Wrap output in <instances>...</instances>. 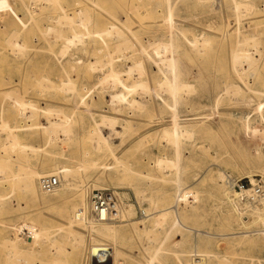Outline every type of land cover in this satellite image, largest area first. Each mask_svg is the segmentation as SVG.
Here are the masks:
<instances>
[{
  "label": "rangeland",
  "instance_id": "1",
  "mask_svg": "<svg viewBox=\"0 0 264 264\" xmlns=\"http://www.w3.org/2000/svg\"><path fill=\"white\" fill-rule=\"evenodd\" d=\"M60 1L66 5L73 0ZM155 1L145 0L147 5L132 7L129 0H96L94 7L84 15L89 17V24L77 28L85 33L113 23L125 35V40L129 39L131 43L127 41V46L122 45L121 53H116L113 41L109 45L126 86L135 90L129 94L114 83L110 85L112 81L105 83L106 87L102 85L103 89L97 85L110 71L101 61L107 47L98 39L85 36L84 44L70 48L60 62L56 53L61 42L47 50L49 45L34 44L33 38H28L24 44L23 39L15 38V27L27 17L26 4L22 0H0V158H6L5 148L12 145V139L2 129L4 121L11 127H19L22 138L18 141H25L35 150L28 149L25 154L14 151L10 155L12 160L20 156L25 166H33L40 172L64 166L71 169L69 182L64 177L61 180L58 171L53 174L62 185L58 195H47L39 190V195L46 198L44 204L35 202L22 186L14 190L4 180L5 172L0 170V192L11 197L4 212H0V264H6L5 253L11 251L3 247L8 237H15L23 252L25 261L17 264H27V257L28 264H56V260L63 264H92V246L98 243L88 230L75 227V234L82 237L75 244V236L58 229H66L75 207L80 208L81 194H85L87 203L90 192L100 189L98 187L118 191L122 209L123 204H129L131 209L122 220L109 222L119 228L124 240L99 243L105 244V248L112 249L115 245L119 248L117 264H198L200 259L205 260L204 264H264V243L257 235H232L245 228L242 224L245 221L251 230L264 227L256 226L250 213H245L238 205L244 215L237 213V202L234 206L227 198L235 192L223 180L225 176V180L229 177L244 181L246 189L251 188L249 180L244 179L246 176H256V181L264 182V138L261 136L264 130L261 121V116L264 117V0H248L254 3L255 11H261L257 15L241 8L240 30L230 0L227 3L218 0V4L214 1L207 19L204 5L198 7L202 15L193 16L192 0H171L172 11L166 4L157 7ZM66 6L73 11L81 7ZM52 25L58 28L56 22ZM241 32L250 34L252 40L255 38L247 45V52L258 62L256 70L250 72L244 71L248 69L246 63L237 68L233 63L234 42L242 39ZM202 33L213 38L230 35L225 40L214 38L211 54L205 58L204 55L198 57L189 44L194 34ZM198 38L202 39V35ZM9 39H13L15 52L10 49ZM157 45L167 48L164 51L167 53L161 50L157 53ZM256 45L262 48V59ZM19 47L23 52H17ZM161 56L168 57L171 63L167 60V64L163 58L167 66L161 65L163 62L159 64ZM98 60L101 65L90 73V64ZM172 61L174 68L168 66ZM133 62L142 64L141 74L136 71L140 75L135 71L127 74L128 69L135 68ZM62 63H67V71L61 70ZM166 67L172 69L173 77L165 75ZM42 79L43 83L39 84ZM166 81L173 87L176 83L188 86L190 93L185 86L184 90L177 85L174 88L180 93L172 89L175 94L169 91L174 96L171 97L167 88L159 87ZM62 83L72 89L74 86V91L67 86L64 91L59 90L65 85ZM92 87L96 89L89 95ZM121 93L136 100L141 108L118 102L114 97L119 98ZM7 94L12 95L11 99ZM81 100L85 101L81 103ZM22 101H30L37 108L32 113L31 107H18ZM63 120L69 123L67 130ZM93 129L103 131L108 137L112 152L102 154L96 150L98 140L93 141L88 134ZM164 129L176 130L179 140L172 142V138L163 137ZM255 129L260 132L257 130L259 134H254L253 138ZM83 152H87L88 157L82 159ZM160 159L175 161L179 167L158 168L156 161ZM220 173L224 174L222 179L218 178ZM186 186H191L195 200L191 198L184 203L177 215L195 231L173 230V213L165 222L160 216L178 188ZM249 198L251 202L258 200ZM143 211L150 215L148 219L144 218ZM157 221L162 223L157 226ZM47 228H50L48 240L42 233ZM52 237L58 246L51 245Z\"/></svg>",
  "mask_w": 264,
  "mask_h": 264
},
{
  "label": "bare ground",
  "instance_id": "2",
  "mask_svg": "<svg viewBox=\"0 0 264 264\" xmlns=\"http://www.w3.org/2000/svg\"><path fill=\"white\" fill-rule=\"evenodd\" d=\"M25 4H26V8H27V17L25 18V21H22L20 23H18V25L15 27V38L18 36L20 37L24 44V42L27 41L28 38H33L32 39V42L34 44L36 43H39V44H44V45H49V49L47 50H51L53 48L54 45H56V43H62L61 45V48L58 50V52L56 53V55H58V61H63L66 54L68 53L69 49L70 48H73L75 47L76 45L78 44H84L85 42V36L86 38H89V39H98L100 42H102L105 47H107V49L105 50L107 53L104 57H102V64H103V67H104V64L109 67L110 71L105 72V74L107 76H105V79L104 78H100L102 81H99V83L97 84L98 86H105L107 82L109 81H112L110 82V85L112 83H114L116 86H120L123 90H125L126 93H132V91H135V90H132V89H129L126 84H125V81L123 80L122 76H123V72L118 70L117 66H116V63L118 62L114 57V52L112 53L111 51H109V45L111 44V42L113 41V46L116 53L120 52L123 48L122 45H126L131 43L129 42V39L128 40H125V35L122 33V31L119 30V28L114 25L113 23H108L107 25H105L104 27L102 28H99L98 30L96 31H89L87 30L85 33L84 32H80L79 30L77 31V28L79 25H83L84 27H86L88 24H89V17H85V13L90 10L91 7H94L95 3H96V0H73L69 3H66V5H71L73 7H77L81 5L80 9L78 8L76 11H73V10H70L68 8V6H66L65 4H63V2H61L60 0H22ZM177 1V0H176ZM175 1V2H176ZM214 1L218 4V0H192V5H193V16H200L202 14H200V11L198 10V7L199 5H204L206 7V10L204 11V17L206 16V19L208 16H211V11L209 9H211L213 6L211 4H215ZM229 0H226L225 2L227 3ZM130 4L132 7H140V6H145L147 5V2H145V0H129ZM231 4H230V8H232V10H234L236 12V21H237V26H238V29L240 30V26H241V8L244 7L245 10L247 11H250L251 12V15H257L258 13H260L261 11H255L254 9V3L248 1V0H230ZM138 4V5H137ZM162 4H166L169 6V9H171L172 11V3H171V0H156L155 1V5L157 7H162ZM24 5V4H23ZM25 7V6H24ZM168 8V7H167ZM37 9V10H35ZM76 9V8H75ZM168 9V10H169ZM35 10V11H34ZM130 11V10H129ZM171 14V13H170ZM169 14V15H170ZM168 15V16H169ZM86 18L84 19L83 18ZM79 17V18H78ZM136 18V17H135ZM171 18V17H170ZM169 18V19H170ZM171 20V19H170ZM169 20V22H170ZM196 20V19H195ZM194 20V21H195ZM198 20V18H197ZM201 20V19H200ZM56 22L57 23V27L55 26L54 28V25H52V23ZM204 21V20H203ZM97 24V23H96ZM170 24V23H169ZM194 24V23H193ZM173 27V26H172ZM171 27V28H172ZM196 26H194L195 28ZM210 27V26H209ZM201 28V27H200ZM211 28V27H210ZM86 29V28H85ZM209 29V28H208ZM206 29V30H208ZM171 30V29H170ZM235 32V31H234ZM239 32V31H238ZM25 33H27V36H25ZM129 33V32H128ZM170 33V32H169ZM237 33V31L235 32ZM242 33V32H241ZM131 34V33H130ZM202 35V39L198 38ZM194 34L190 39V43L191 44V47H192V50L195 52V54H198L200 57V55H204L205 58H207L209 56V54H211V50L213 49V46H212V40L215 38H221L222 40H225L226 38L229 37L228 34L226 35H219V36H216V37H211L209 34H205V33H202V34ZM243 35V33H242ZM250 35V34H249ZM249 35H243L242 36V39H238L237 41L234 42V49H233V52H232V58H233V63H235L236 65V68L237 66H242L244 65L245 63L248 65V69L244 70L245 72H250L252 70H256V67H257V63H256V60L255 58L250 55V53H248V49H247V45L250 46V42H252L255 38L250 39L249 38ZM133 37V35H132ZM12 40L13 39H9V41L11 42H8L10 43L9 46H12ZM220 40V39H219ZM221 40V41H222ZM252 40V41H251ZM127 41L129 43H127ZM136 41V40H135ZM171 41V40H170ZM187 41V40H185ZM17 42V41H16ZM188 42V41H187ZM255 42V41H254ZM21 43V41H20ZM127 43V44H126ZM161 43V42H160ZM163 44V43H162ZM171 43L169 42V45ZM20 45V44H19ZM219 45V43H218ZM253 45V43H252ZM255 45V44H254ZM253 45V46H254ZM79 46V45H78ZM112 46V47H113ZM156 46V45H155ZM252 46V47H253ZM14 47L15 46H12L10 49H12V52H15L14 51ZM23 47V45L21 46V48ZM134 47V46H133ZM160 47L163 49V46H159L157 45V53H159V50L161 51H166V46H164L166 49H160ZM257 47V52H259L258 54L259 57L262 59L263 55H262V48L259 47V45H256ZM20 47L17 48V52L18 51H21L23 52V50L25 49L23 47V50L21 49ZM36 48V47H34ZM51 48V49H50ZM131 48V47H130ZM180 48V47H179ZM16 49V48H15ZM113 49V50H114ZM170 46H169V50H170ZM260 49V50H259ZM126 50V49H125ZM46 51V50H45ZM143 51V49H142ZM52 52V51H51ZM137 52V50H136ZM135 52V53H136ZM141 52V51H140ZM156 52V51H154ZM171 52V51H170ZM121 53V52H120ZM142 53V52H141ZM164 53H167V52H164ZM171 54V53H170ZM116 55V54H115ZM155 55V54H154ZM163 55V54H162ZM121 56V55H120ZM122 57V56H121ZM120 57V58H121ZM124 57V56H123ZM131 57V56H129ZM156 57H158L156 55ZM169 57H172L171 55ZM161 58H162V61H161ZM160 58V61L158 62L159 64L162 63L164 60H168L167 58H165L164 56L162 57L161 56ZM164 58V60H163ZM101 59V58H100ZM123 59V58H122ZM159 59V58H157ZM171 60V58H169ZM125 60V59H124ZM176 60V59H175ZM174 60V61H175ZM100 60H98L97 62L95 61L94 64H90L89 66V71L90 73L95 71L98 67V65L100 66L101 65V61L99 62ZM152 61V60H151ZM165 61V62H166ZM169 61V60H168ZM168 61H167V64H168ZM174 61H172V65H168V66H172V68H174L176 65H173ZM68 62V61H67ZM153 62V61H152ZM163 62L161 65L165 64L166 63ZM171 63V61H169ZM59 63V62H58ZM100 63V64H99ZM60 64V63H59ZM157 64V63H156ZM155 64V65H156ZM133 65H135V68L133 69L132 67L130 69H128V73L127 74H132L134 73V71H141V69H143V66L141 63L139 62H133ZM234 65V64H233ZM246 66V65H245ZM67 63H62L61 64V70L64 72V71H67ZM235 67V66H234ZM243 67V66H242ZM158 68V67H157ZM167 68V67H166ZM182 68V67H181ZM105 70V69H104ZM159 70V69H158ZM139 71V72H140ZM160 71V70H159ZM174 71V69H173ZM139 72H136L137 75H140L138 74ZM161 72V71H160ZM165 73V75H170L173 77V74H172V69L170 67H168L167 69H165L163 71ZM103 73V72H102ZM69 75L70 76V73L68 72H65V75ZM101 74V73H100ZM88 75V74H87ZM163 75V74H162ZM180 75V74H179ZM142 76V75H141ZM104 77V75L102 76ZM134 77V76H133ZM171 77V78H172ZM175 79V77L173 78V80ZM176 80H179V79H176ZM43 79L40 80V83L39 84H42L43 83ZM42 82V83H41ZM171 82H173L171 80ZM51 83V82H50ZM65 84V83H62V85ZM70 84V82H69ZM61 85L62 89L59 88V90H62L64 91V86H67L69 90H71V92H73L74 90V86L73 89L70 88L71 86L70 85H73V84H70V85ZM109 84V83H107ZM96 85V86H97ZM113 85V84H112ZM161 85V86H160ZM159 85V87H164V88H167L165 89L167 92V94H170L169 91L172 93L175 94V92H173V90L176 89V91L180 88V86L184 89L187 90L189 87L188 86H185V85H182L181 83H176V86L178 85L179 89L178 88H174L176 86H172L170 85L169 82H161ZM42 86V85H41ZM51 86V85H50ZM103 86H102V89H103ZM145 86V85H144ZM185 86V87H184ZM190 86V85H189ZM106 87V86H105ZM137 87V85H136ZM139 87V86H138ZM188 87V88H187ZM190 87H193L192 85ZM46 88V87H45ZM134 88V87H133ZM141 88V87H140ZM145 88H148L147 85L145 86ZM50 89V88H49ZM53 89V88H52ZM96 89V87L94 88V90ZM142 89V88H141ZM144 89V87H143ZM150 89V88H149ZM173 89V90H172ZM182 89V91H184ZM191 89V88H189ZM225 89V88H224ZM227 89V88H226ZM93 87L91 88V90H88L89 92V95L91 93H93ZM139 90V88H138ZM161 90V89H160ZM165 90H163V92H165ZM231 90V89H230ZM40 91V89H39ZM68 91V90H67ZM143 92L145 91L142 90ZM227 91V90H226ZM224 91V92H226ZM229 91V90H228ZM232 91V90H231ZM37 92V91H36ZM150 92V91H149ZM190 93V91L187 90V93ZM194 92V91H193ZM236 92V91H235ZM238 92V90H237ZM126 93H121V95L119 96V98H116L114 97L117 101L120 100V102H126L127 104H129L131 107L132 106H136L139 108L140 107V104L132 99V98H129V96L127 97ZM180 93V91L178 92ZM222 93V92H221ZM233 93V92H232ZM14 94V93H13ZM160 94V93H159ZM162 94V93H161ZM228 94V93H227ZM9 95V94H7ZM11 95V94H10ZM9 95V97H10ZM171 95V94H170ZM177 95V94H176ZM183 95V94H182ZM12 96V95H11ZM15 96V95H14ZM18 96V95H17ZM158 96V95H157ZM160 96V95H159ZM236 96V95H235ZM5 97V96H4ZM7 97V96H6ZM171 97H174L173 95H171ZM114 98L112 100H114ZM11 99V97H10ZM19 99V98H18ZM174 99V98H172ZM21 100V99H20ZM161 100V99H160ZM82 101H85V100H81V103ZM19 102V100L17 101ZM119 102V101H118ZM248 102V101H247ZM125 103V105H126ZM84 104V103H83ZM113 104V103H112ZM247 104V103H246ZM175 106V99H174V104ZM85 106V105H84ZM142 106V105H141ZM144 106V105H143ZM248 106V105H246ZM18 107H23L24 109H26V107H31L30 109L32 110L31 112L33 113V110H35L37 108V106L33 103H31L30 101H22L18 104ZM134 108V107H133ZM175 109V107H174ZM53 110V109H52ZM57 110V109H56ZM139 110V109H138ZM28 111V110H27ZM55 111V110H54ZM53 111V112H54ZM60 111V110H59ZM86 111H88V109H86ZM259 111V110H258ZM30 112V113H31ZM48 113H51V111L47 110ZM57 113V112H56ZM60 113V112H58ZM139 113V112H138ZM36 114V113H35ZM244 115V114H243ZM33 116V115H32ZM176 116V115H175ZM105 118H107L106 116H104ZM92 118V117H91ZM174 118V117H173ZM176 118V117H175ZM175 118H174V121H175ZM64 119H67L64 117ZM248 119V118H247ZM70 119H68L69 121ZM110 120V119H108ZM113 120V119H112ZM93 121V120H92ZM248 121V120H247ZM254 121V120H253ZM261 121L262 123H264V117L261 116ZM64 128H66L67 130V123L66 120L64 121ZM253 123V122H252ZM255 123V121H254ZM63 124V125H64ZM96 125V124H95ZM101 125V124H100ZM130 125V124H129ZM248 125V123L246 124V126ZM1 126V125H0ZM68 126H69V123H68ZM97 126V125H96ZM244 126V127H246ZM251 126V125H250ZM257 126V125H256ZM38 127V126H37ZM55 127V126H54ZM57 127V126H56ZM55 127V128H56ZM70 127V126H69ZM243 127V128H244ZM253 127V126H252ZM263 127V126H262ZM103 128V127H102ZM101 128V129H102ZM254 128V127H253ZM260 128V127H259ZM258 128V129H259ZM2 129H4L8 136L12 139V145L7 149L5 148V152L7 153V156L6 158H0V170L5 172V175H4V180L11 185V187L15 189V187L19 186L21 188H24L25 190H27L29 192V196L37 203L39 204H44L46 203V198L45 197H41L39 195V190H41L43 193H46L47 195H51V194H54V195H58V193H60L62 191V185L60 184L54 191L52 192H45L42 187H41V184H40V181L41 179L44 177V176H52L53 174H55V172H57L59 175H60V179L62 180L63 177L64 179L69 182V178H70V175H71V169L67 166H64L60 169H56V170H53V171H44V172H40L37 168L33 167V166H25L24 163H22L20 156L17 157L16 160H12L11 159V153H13L14 151H18L20 152V154H25L27 153V151H32V152H35V150H33V148L28 144V143H24V142H19L18 139L22 138L21 134L19 133L20 131L19 130V127H11L8 125V123L4 122L3 121V125H2ZM70 129V128H69ZM113 129V128H112ZM249 129V128H248ZM247 129V130H248ZM257 129V130H258ZM2 130V131H4ZM114 130V129H113ZM112 130V131H113ZM246 130V131H247ZM255 129L252 130L254 131V133L252 134V131H249L251 132V137H253V135H257L259 134V132ZM116 131V130H115ZM114 131V133H115ZM69 132V131H68ZM103 131L99 130V129H93L91 131H88V134L90 135L91 139L95 140L97 139L98 141L96 143H98V145L96 146V150L98 152H102V154H106L108 152H112V149L110 148V145H109V139L108 137L104 136ZM262 134V138H264V130L261 131ZM112 133V132H111ZM183 133L184 130H183ZM188 133V132H187ZM70 134V133H69ZM162 134H163V137H166V138H172V142H173V139L175 140H179L178 137H179V134L177 133L176 130H170V129H164L162 131ZM109 135V134H108ZM118 135V134H117ZM187 135V134H185ZM115 136V135H114ZM260 136V135H259ZM84 137V136H83ZM86 137V136H85ZM88 137V136H87ZM86 137V138H87ZM184 136H182L183 138ZM188 137V135H187ZM190 137V136H189ZM188 137V138H189ZM250 137V138H251ZM67 138V137H66ZM191 138V137H190ZM254 138V137H253ZM9 139V138H8ZM89 139V138H88ZM164 139V138H163ZM90 140V139H89ZM91 140V141H92ZM93 140V141H94ZM167 140V139H166ZM169 140V141H170ZM260 140V139H259ZM68 141V140H67ZM90 141V142H91ZM176 141V142H177ZM183 141V140H182ZM255 141V140H254ZM262 141H264V139H262ZM48 142V141H47ZM171 143V142H170ZM178 143V142H177ZM263 143V142H261ZM115 144V143H114ZM178 146V144H176ZM93 146V145H92ZM94 147V146H93ZM178 148V147H177ZM29 149V150H28ZM17 153V152H16ZM178 154V153H177ZM85 157H88V153L87 152H83V155H81V158L84 159ZM17 164H16V163ZM95 162V161H94ZM118 164V163H117ZM116 164V165H117ZM156 164L158 165V168H163V167H167L169 169H176L178 168V164H175V161H172V160H165V159H160L158 161H156ZM93 165H96V164H93ZM61 166V165H60ZM103 167V166H102ZM165 167V168H166ZM15 168V169H14ZM178 170V169H177ZM181 169H179L180 171ZM128 171V170H127ZM204 174L200 175L197 179H195L196 181H198ZM55 176V175H53ZM224 176V174H223ZM222 176V173H220L218 175V178L222 179L223 178ZM256 176H246L244 179H248L249 180V183H250V186L251 188L249 189H246V190H243V191H236V190H233L231 187H230V184L228 183V180L226 179L225 180V176L223 178L224 180V184L227 185V187H229V189H231L233 192H235V195H230L228 196V200L233 203V205L235 206V202H237L236 204V211L239 215L243 216V210H240V209H245L244 211H246L245 213H250V217L253 218V223L256 224H259L261 225V227H264V195L261 196V197H257L254 195V187L258 184L261 183V181H256L255 179ZM2 178V177H1ZM229 179V177H228ZM66 182V183H67ZM69 184V183H68ZM67 184V186H68ZM181 185V184H180ZM229 185V186H228ZM71 187V186H70ZM12 188V190H13ZM19 188V189H21ZM69 188V186H68ZM72 188V187H71ZM98 188H103V187H98ZM191 186H186V187H183V188H178L179 191L178 193L174 196L173 200L171 201V203L169 204V206L161 213V219L165 222L167 221V218L170 216L171 213H173L175 215V219H174V222L172 223V229L175 230V229H183V230H186V231H195L193 228L189 227V226H186L182 221H181V218L177 215L178 211L180 210V207L188 202L191 198H193L195 200V194L192 192V190L190 189ZM18 189V190H19ZM11 190V192H12ZM16 192V191H15ZM14 193V192H13ZM83 193V192H82ZM234 194V193H233ZM140 196V195H139ZM194 196V197H193ZM236 196L237 199H236ZM251 198V200H256L258 199L257 201H249L248 198L249 197ZM248 197V198H247ZM10 196L9 194H5V193H1L0 192V212H4V209L7 207L8 205V202L10 201ZM85 194H81V199H80V208L74 209V213L72 216H70V218L68 219V222H67V226H66V229H63V228H59L58 231H63V230H66L67 234L69 235H72V236H75V244L78 243V241H80L82 239L81 235L79 236L78 234H75V227L76 226H81L82 228H86L89 232V234L91 236H93L95 238V243H98V244H95L93 245L92 247V264H117V258H118V255L120 254V250L119 248H117V246H113L112 249L111 248H105V244H99V243H105V242H119V241H123L124 240V237L120 234V230L119 228L115 227V226H112L110 225V223L112 221H97V220H94L90 214V202H89V195H88V198H87V203H86V199H85ZM249 198V199H250ZM237 205L240 209L237 208ZM130 205L129 204H123V209H122V204L120 207H118V215H119V219L122 218H125L127 217L126 214H128L130 212ZM143 215H144V218L148 219L150 217L149 214H146V211H143ZM240 216V217H241ZM244 219V218H243ZM247 219V218H246ZM251 219V218H250ZM122 220V219H121ZM159 220V219H157ZM160 221V220H159ZM252 221V220H251ZM110 222V223H109ZM124 223V222H123ZM158 223V221L156 222ZM162 223V221L160 223L157 224V226H159L160 224ZM242 224H244L245 228H243V230L241 231H238L236 233H232V235H235V236H244V237H248L250 235H257L260 239V242H263L264 243V229H259V230H251L249 227H246V221L243 222ZM62 227V226H61ZM255 227V226H254ZM50 228H47L45 229L42 233L44 235V237L49 238V233H50ZM171 230V228H170ZM152 232V231H151ZM42 233H41V236H42ZM155 233V232H154ZM40 234V233H39ZM231 235V234H230ZM36 237H38V235H36ZM43 237V238H44ZM50 241H52V244L51 245H55V246H58L56 245L58 242H56V240L52 238H50ZM154 242V241H153ZM164 242V241H163ZM3 243V242H2ZM162 244V243H161ZM4 248L6 247H9L11 249V251H7L5 253V263L6 264H17L18 262L20 263V261L22 262V260H24L23 258V252L21 250V247H20V244L19 242L17 241V239L15 237H8L6 238L5 242H4V245H3ZM52 248V247H51ZM61 248V247H60ZM59 248V249H60ZM195 250L196 252L199 253L198 251V247L195 246ZM60 252V250H59ZM157 253V252H156ZM62 254V252H61ZM206 254H209V252H207ZM27 255V254H26ZM32 256V255H31ZM23 259H22V258ZM29 258L27 257V264L29 263L30 260H28ZM31 259V258H30ZM198 259V258H197ZM224 260V259H223ZM25 261V260H24ZM196 261V260H195ZM204 259H200L198 261V264H204ZM56 264H63L61 261L59 260H56L55 261ZM23 263V262H22ZM34 263V262H33ZM152 263V262H150ZM67 264V263H66ZM120 264H122V262H120ZM149 264V263H148ZM229 264V262H228Z\"/></svg>",
  "mask_w": 264,
  "mask_h": 264
},
{
  "label": "built area",
  "instance_id": "3",
  "mask_svg": "<svg viewBox=\"0 0 264 264\" xmlns=\"http://www.w3.org/2000/svg\"><path fill=\"white\" fill-rule=\"evenodd\" d=\"M228 183L233 190H246L244 181L228 179ZM45 192H52L60 185L57 176H44L40 181ZM254 195L261 197L264 195V182L254 187ZM90 214L97 221H119L118 207L121 206V197L118 191L112 189H95L89 194Z\"/></svg>",
  "mask_w": 264,
  "mask_h": 264
}]
</instances>
